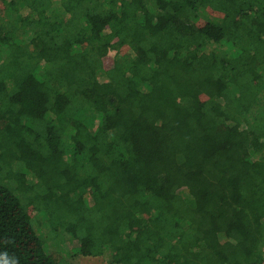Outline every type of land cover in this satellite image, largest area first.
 I'll use <instances>...</instances> for the list:
<instances>
[{
    "label": "trees",
    "instance_id": "1",
    "mask_svg": "<svg viewBox=\"0 0 264 264\" xmlns=\"http://www.w3.org/2000/svg\"><path fill=\"white\" fill-rule=\"evenodd\" d=\"M48 229L116 264L261 262L264 0H0V264H68Z\"/></svg>",
    "mask_w": 264,
    "mask_h": 264
},
{
    "label": "rangeland",
    "instance_id": "2",
    "mask_svg": "<svg viewBox=\"0 0 264 264\" xmlns=\"http://www.w3.org/2000/svg\"><path fill=\"white\" fill-rule=\"evenodd\" d=\"M55 1H59V0H55ZM23 38L29 40L31 38L30 31H28L27 34L23 36ZM100 80L101 81L106 80L105 76H100ZM34 213L38 221H43L42 219L43 217L40 211H35ZM47 234H48V237L51 238V239L47 238V243L50 248L49 250L59 251L65 257L68 264H116L110 261V256L108 254H103L101 256H84V255L78 254V252H75V250H73L72 253H67L62 248V245H60L58 242L54 240V235L57 234L54 230L48 229Z\"/></svg>",
    "mask_w": 264,
    "mask_h": 264
},
{
    "label": "built area",
    "instance_id": "3",
    "mask_svg": "<svg viewBox=\"0 0 264 264\" xmlns=\"http://www.w3.org/2000/svg\"><path fill=\"white\" fill-rule=\"evenodd\" d=\"M258 264H264V249H263V256H262V260H261V262H260V263H258Z\"/></svg>",
    "mask_w": 264,
    "mask_h": 264
}]
</instances>
